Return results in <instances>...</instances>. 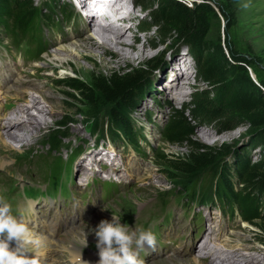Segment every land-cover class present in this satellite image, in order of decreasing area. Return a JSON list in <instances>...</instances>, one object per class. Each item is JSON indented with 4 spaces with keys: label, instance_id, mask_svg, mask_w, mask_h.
Here are the masks:
<instances>
[{
    "label": "rangeland",
    "instance_id": "rangeland-1",
    "mask_svg": "<svg viewBox=\"0 0 264 264\" xmlns=\"http://www.w3.org/2000/svg\"><path fill=\"white\" fill-rule=\"evenodd\" d=\"M133 1L135 4L129 18L122 22L123 24H128V27L132 26L133 31L141 35L151 32V40H154L152 41L154 46L151 48L150 58L142 64H133L120 68L106 67L95 57L87 60L80 59L79 63L83 68L81 70L79 69L80 66L76 68V63L73 59L69 62L70 68L55 67L51 61L53 53L58 48L77 40L89 41L83 32L80 33V37H77L72 31L71 25L66 22L67 17L64 16V19H62L60 16L59 12L61 10L58 6H63L66 3L72 6L71 1L32 0L34 5H41L42 13L55 16L58 20L59 30H62V32L51 42L50 51L37 63L39 70H29L28 76L23 78V80H26L24 82L28 81V84L25 87L20 86L19 92H15L13 95L19 97L20 93L23 94L21 91L26 90L30 94L20 95L21 98L27 99L29 95H32L49 112L45 114L37 113L44 116L46 123L33 131L31 135L29 134L30 140L26 146H22L8 136L4 138L6 144L0 145V158H4L6 163L3 168H0V177L3 178L1 183L4 185L5 180H11L21 186L22 182L19 181L27 179L26 169L24 170L23 166L18 167L17 165L19 164L20 166L22 163L28 162L26 160L31 159L30 156L33 154L39 155L40 152H46L43 142L48 133H52L58 123L69 121L64 127L67 136L61 144V148L53 155L52 161L45 165L36 164L34 166L32 163L34 160H30L29 164L32 165V168L35 169L36 167L38 169L35 173L32 171L28 172L31 174V179H29L31 183L51 185L52 180L49 178L51 170L53 168V172L55 171L58 161L54 157L65 159L69 155V149L78 147L84 153L82 152V155L72 164L74 186L71 189L76 194L74 197L76 204L80 203L79 196H85L83 198L84 202H91L99 197V193L103 192L98 187L92 189L91 186L87 188L84 186L86 181L87 184L91 185V180L95 177L90 173L86 180L81 178V176H86L88 171L86 165L79 163L83 155L85 156L86 149L90 148L88 155L96 156L108 154L111 151L110 147H115L117 153L122 154L123 163L128 168L127 172L131 175L128 178V185L122 183L117 186L120 194L114 196L116 197L115 200L109 206L103 207L102 212L97 214V218L79 226L74 235H78L85 230L89 233L87 240L95 244L96 237L94 233L89 232V229L94 228L101 219H110L111 211L122 213V222L128 223L133 215L136 216V218H133L136 221L144 220L148 217L145 213L160 211L162 198L160 194L167 193L163 197V201L173 211L174 218L171 222L183 226L187 224L191 212L196 213L195 219L204 220V216H206L204 227H207L206 231L209 234L211 232L213 236V240L209 244L215 245L213 242L217 243L218 230L213 227L216 220H213L215 217L212 216V213L206 215L205 209L189 207L185 203L182 204L178 196H174L171 192L174 189L177 194L179 192L182 194L186 192L187 194V190L183 189V186L185 183H192L195 184V194L210 197L214 193L215 183L213 181L208 183V179L212 177L210 173L213 174L214 168L209 170V172L204 170L198 176H183L175 172L169 167L168 160L184 159L190 149L185 144L177 145L164 141L161 131L169 116L176 110L183 111L186 114V118L190 119L188 111L190 109L191 96L195 93L206 94L210 99L219 100L227 90L234 89L235 101L232 104L234 112L228 118L226 117V119L230 120L228 126L223 128L222 122L224 120L219 118L210 121L191 118L194 129L192 139L210 147H228L229 154L217 159L215 165L217 168L225 164L230 171L233 170L238 155L249 158L252 163L260 160L264 168V0L196 1V3L207 4L212 12L205 17L204 26L200 31V37L195 47L186 44L180 39L179 32L182 27L183 15L172 4L167 3L165 0ZM175 1L191 7L190 0ZM73 14H75L74 10ZM76 25L79 27L78 20ZM82 27L80 25V28ZM126 31L129 32V29ZM2 32L3 30H0V41L4 42L6 39L5 34ZM54 32L56 33L57 30ZM74 32L79 33V28H74ZM45 34L49 38L53 32L45 29ZM161 38L163 40L158 42ZM61 42L63 43L59 44ZM5 44H7V41ZM173 56H183L189 60L187 62L189 63L188 70L190 72L184 77H191L188 79L191 85H180L186 91L181 97L170 92L169 87H160L162 85L160 79L165 78L168 80L167 77L171 75V71L167 67V60ZM0 57L2 60L0 63L10 65V52L0 54ZM107 57L109 58V56ZM156 60H159L161 65L149 72V92L141 97L140 107L127 113L131 127L136 132H142L145 136V139L140 141V151L138 153L135 152L136 154L122 140L114 138L115 133L118 134V131H115L108 123L109 107L98 100L96 104H88L76 92L60 83L71 77L88 85L93 73H100L106 76L113 72H138L145 70L150 61L154 62ZM206 66L214 68L217 78H211V73L205 71ZM5 69L7 70V68ZM185 80L187 79H180L181 82ZM1 104L3 105V102ZM8 105L10 106L9 103ZM10 110L11 107H4L3 110H0V115L5 117ZM28 112L34 111L31 108ZM149 144L153 145L152 153L149 149ZM153 153L165 156L166 163L155 158ZM51 163L53 165H50ZM77 163L79 164L77 165ZM61 165L62 167H59V171H61L58 174L62 171L63 173L57 178L58 189L65 197L70 198L68 180H71L69 177L71 160L69 163ZM111 165L116 167L115 171H120L119 166L115 162L111 163ZM76 168L80 177L75 173ZM34 177L35 179H33ZM124 177L121 178L123 181L125 180ZM98 178L103 179L101 175H98ZM233 179L234 187L239 189V182L235 178ZM79 182L83 183V185H79ZM106 187L117 192L115 186L107 185ZM25 196H27V191H21L20 197L24 198ZM258 197L264 204V193L259 194ZM65 202L72 201L65 200ZM91 211L93 212V208L88 203L86 212H82L80 217L83 218L87 212ZM212 212L223 225L225 220H227V215L220 217L216 211L212 210ZM261 217H264V208L261 210ZM231 220L226 221L225 229L230 227L233 222ZM234 223L237 226L233 225L232 230L228 232L224 230L222 232L223 235H226L221 236V240L225 243L220 244L218 242V246L226 244L233 249L237 246L242 248L250 245L256 246L255 248L264 252V235L261 232V228L264 227V220L258 219L253 220L252 223L241 224L238 219H234ZM212 236L209 235V237ZM68 238L69 235L65 233L63 240L58 243L68 246L70 244L67 240ZM238 239H241L240 243L236 241ZM200 241L197 242L199 243L198 246L203 243H200ZM194 255L198 257V254ZM191 257L188 259L179 258L176 261L165 260L158 262V264H184L191 260ZM205 261L202 264H206Z\"/></svg>",
    "mask_w": 264,
    "mask_h": 264
},
{
    "label": "trees",
    "instance_id": "trees-1",
    "mask_svg": "<svg viewBox=\"0 0 264 264\" xmlns=\"http://www.w3.org/2000/svg\"><path fill=\"white\" fill-rule=\"evenodd\" d=\"M165 1L181 11L183 15L182 27L179 32L180 39L195 47L200 37V31L204 26L205 17L212 10L207 4L198 3L199 0H190L191 7L175 0ZM196 1L198 2L196 3ZM39 11L32 0H0V29L9 33L15 31L25 32L33 25ZM43 17L48 21L50 19L45 14ZM159 65H161V62L156 60L154 62L150 61L145 70L138 72H113L106 76L93 73L88 85L71 77L60 83L76 92L88 104H96L98 100L109 107L108 123L110 127L118 131V134L115 133L114 138L116 140L122 139V141L136 147L138 146V134L129 124L127 113L135 111L139 107L141 97L150 90L149 72ZM205 71L211 73V78H217L214 68L206 66ZM234 97V89L227 90L219 100L210 99L206 94L195 93L191 96L188 111L190 119L186 118L183 111H174L169 116L161 135L166 142L177 145L185 144L190 149L184 159L168 160L171 169L183 176H198L200 172L204 170L209 172L214 168L213 174L210 173L212 177L208 179V183L211 181L215 183L214 194L221 200L234 203L243 219L252 223L253 220H264V217H261L264 204L258 197L259 194L264 193L262 162L259 160L252 163L249 158L238 155L233 170L230 171L225 164L217 168L215 167L217 159L229 154L228 147H210L192 139L194 129L191 118L202 121L219 118L224 120L222 127L226 128L230 122L226 117L228 118L234 112L232 107L235 101ZM68 122L58 123L52 133H48L43 142L46 152H40L36 157L32 156L36 158V164L45 165L52 161L53 155L61 148V144L67 136L64 127ZM80 150L81 148L78 147L77 151L80 152ZM154 157L165 163L167 161L162 154H154ZM56 165L58 166V163ZM233 178L239 182V189L234 187ZM183 189L187 190V193L189 192V196L195 194V184L185 183ZM171 192L174 193L175 190L173 189ZM166 194H160L161 199ZM261 229L264 235V227Z\"/></svg>",
    "mask_w": 264,
    "mask_h": 264
},
{
    "label": "bare ground",
    "instance_id": "bare-ground-1",
    "mask_svg": "<svg viewBox=\"0 0 264 264\" xmlns=\"http://www.w3.org/2000/svg\"><path fill=\"white\" fill-rule=\"evenodd\" d=\"M79 1L82 8L87 9L85 8L87 7L86 0ZM90 1L104 2V0ZM134 4L135 2L133 0H113L109 4L101 5V12H98V17H93L92 14H89V11L87 20L85 21L86 24L84 31L90 28L91 31H95V34H92V38L88 37L89 41L77 40L58 48L51 57V61L54 64L53 66L70 68L71 66L69 62L73 59L75 60L77 68V66H80V59L87 60L94 57L104 66L109 68H120L133 64L139 65L146 62L150 58L151 48L154 46V43L152 42L154 40H151V32L149 31L146 32L147 34L141 35L134 32L132 26L128 27V24H123L122 22L129 18L130 13L134 8ZM107 14L111 15V19L107 18ZM128 29L129 32L126 31ZM161 40L163 39H159L158 42H161ZM107 56H109V58ZM187 61L189 60L183 56L170 57L167 60V67L171 71V75L167 77L169 81L162 78L160 79L162 85L159 86L163 88L169 87L170 92L177 94L178 97L184 95L186 91L182 89V86L180 85H191L188 81L191 77H184V75H187L190 72L188 70L189 63ZM79 69L82 70L83 68L80 66ZM184 78L187 80L181 82L180 79L182 80ZM24 81L26 80L20 78L13 79L10 81L11 86L9 87H3L0 83V108L2 107L1 103L4 100L10 104L9 108L11 107L7 116L2 117L0 115V130H2L0 132V145L6 144L4 138L8 136L22 146H26L30 140L31 133L46 123L44 116L37 113L45 114L49 111L46 107L39 104L37 98L32 97V95H29L27 99L21 98L20 95L24 96L28 93L26 90H22L21 92L23 94L20 93L19 97L13 95L15 92H19L20 86L25 87L28 84V81ZM31 108L32 111L36 113L28 112ZM5 163V159L0 158V168H3ZM204 228L205 232L197 241L199 242L202 239L203 241L201 240L200 243H203L198 246L199 243L192 242L190 246V252L198 254V257L194 256V258L184 264H202L206 259H208L207 261L209 264H264V252L255 248L256 246L253 247L247 245L242 248L237 246L232 249L226 244L223 245L224 247L218 246L216 242H213L215 245H211L209 242L213 240V236L211 232L209 234V232L206 231L207 227ZM76 229L77 228L68 231L69 238L67 240L69 243H74L72 237L76 232ZM209 235L212 237H209ZM45 239L46 238H43V240ZM236 241L240 243L241 239ZM64 249H66V247ZM51 258L53 257L48 255V259ZM175 258L174 261L179 259L178 257ZM75 259L72 261L74 262ZM59 261V259H54V264Z\"/></svg>",
    "mask_w": 264,
    "mask_h": 264
},
{
    "label": "clouds",
    "instance_id": "clouds-1",
    "mask_svg": "<svg viewBox=\"0 0 264 264\" xmlns=\"http://www.w3.org/2000/svg\"><path fill=\"white\" fill-rule=\"evenodd\" d=\"M94 233L99 259L96 264H145L139 250L147 244L155 247L157 237L150 229L137 230L122 222V213L112 212L110 219H101L90 228ZM88 232L73 236L80 253L87 246ZM42 241L36 237L27 220L14 213L12 205L0 197V264H42L37 249ZM81 264H88L81 260Z\"/></svg>",
    "mask_w": 264,
    "mask_h": 264
}]
</instances>
